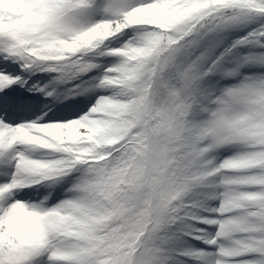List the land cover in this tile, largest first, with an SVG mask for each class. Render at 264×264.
<instances>
[{"label":"snow or ice","instance_id":"1","mask_svg":"<svg viewBox=\"0 0 264 264\" xmlns=\"http://www.w3.org/2000/svg\"><path fill=\"white\" fill-rule=\"evenodd\" d=\"M0 264H264V0H0Z\"/></svg>","mask_w":264,"mask_h":264}]
</instances>
